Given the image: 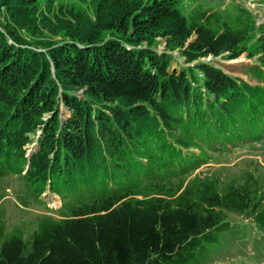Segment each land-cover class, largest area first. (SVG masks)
<instances>
[{
	"label": "trees",
	"instance_id": "trees-1",
	"mask_svg": "<svg viewBox=\"0 0 264 264\" xmlns=\"http://www.w3.org/2000/svg\"><path fill=\"white\" fill-rule=\"evenodd\" d=\"M40 1L0 0V178L24 183L27 207L51 190L62 219L22 237L0 217V264H206L230 215L264 231L263 177L201 171L264 138V43L256 83L207 62L173 71L170 52L249 48L185 0H91L92 15Z\"/></svg>",
	"mask_w": 264,
	"mask_h": 264
},
{
	"label": "rangeland",
	"instance_id": "rangeland-1",
	"mask_svg": "<svg viewBox=\"0 0 264 264\" xmlns=\"http://www.w3.org/2000/svg\"><path fill=\"white\" fill-rule=\"evenodd\" d=\"M54 1L59 14L62 10L75 6L77 10L82 9V12L92 15L89 8L91 0ZM45 3L46 0L40 1L42 9ZM182 8L187 16L202 18L205 31H210L212 36L222 35L225 31L241 35L249 49L234 59L229 52H220L219 55L207 54L206 50H192L195 53L170 52L175 57L173 71H179L180 66L190 67L199 62H207L231 77L256 83L249 75L255 67H262V61L259 59L260 55L252 58L250 55L254 52L255 44L264 43V0H185ZM237 15L242 18L240 22L236 20ZM5 17V12L0 11V23L5 22ZM198 37L199 34L194 33L191 40ZM163 49L164 43L158 46L161 54ZM189 58L194 61L188 64ZM215 75L213 74V78ZM64 113L67 111L64 110ZM201 171L204 173L202 177L212 175L227 183L236 181L237 185L250 175L264 178V138L233 147L229 151L212 153L209 163ZM192 179L193 177L187 178L185 184ZM25 192L26 186L16 176L0 178V217L6 224L8 236H13L17 227L23 229L18 230V235L30 236L43 217L62 219L63 201L57 194L47 190L42 195L45 204L31 199L27 207L20 201ZM229 218L233 227L226 230L220 242L211 249L206 264H253L250 260H264V231L242 216L230 215Z\"/></svg>",
	"mask_w": 264,
	"mask_h": 264
},
{
	"label": "built area",
	"instance_id": "built-area-1",
	"mask_svg": "<svg viewBox=\"0 0 264 264\" xmlns=\"http://www.w3.org/2000/svg\"><path fill=\"white\" fill-rule=\"evenodd\" d=\"M250 263H253V264H258V263H255V262H250ZM261 264H264V263H261Z\"/></svg>",
	"mask_w": 264,
	"mask_h": 264
},
{
	"label": "bare ground",
	"instance_id": "bare-ground-1",
	"mask_svg": "<svg viewBox=\"0 0 264 264\" xmlns=\"http://www.w3.org/2000/svg\"><path fill=\"white\" fill-rule=\"evenodd\" d=\"M57 204V203H56Z\"/></svg>",
	"mask_w": 264,
	"mask_h": 264
}]
</instances>
